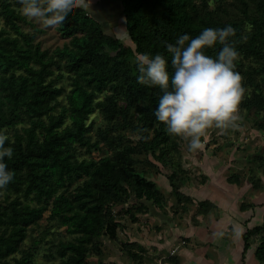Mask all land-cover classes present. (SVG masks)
I'll return each instance as SVG.
<instances>
[{
  "label": "trees",
  "instance_id": "16d2710c",
  "mask_svg": "<svg viewBox=\"0 0 264 264\" xmlns=\"http://www.w3.org/2000/svg\"><path fill=\"white\" fill-rule=\"evenodd\" d=\"M112 1L120 6L134 50L80 8L73 9L57 28L69 40L53 50L42 49L34 35L42 29L23 31L18 22L24 18L0 0L8 28L0 29V132L13 131L6 141L13 156L5 163L14 174L3 189L6 200L0 203V264H34L35 245L42 238L21 252L20 246L27 228L45 210L50 222L74 236L58 241L59 264H87L85 255L95 247L94 241L102 235L114 238L121 227L116 215L124 211L132 222L137 221L129 204L142 212L150 205H161L154 183L136 173L132 158L169 140L166 126L153 115L161 91L137 82L136 63L131 62L134 53L163 55L171 76L167 44L175 45L184 34L195 38L205 28L231 25L236 35L230 39L240 56L258 64L249 70L235 67V71L250 83L257 69L264 71V0H250L256 14L248 20V32L241 21L200 15L194 0ZM242 14L247 17L245 8ZM220 48L217 43L203 51L215 58ZM97 109L113 122L95 139L91 115ZM139 129H146L141 133L146 139L134 146L119 134ZM108 134L117 143L114 152L98 160L77 158L81 148L87 153L99 149L101 135ZM69 186L73 188L68 190ZM250 235L258 236L254 253L264 264V220L245 232V246Z\"/></svg>",
  "mask_w": 264,
  "mask_h": 264
},
{
  "label": "rangeland",
  "instance_id": "374dc122",
  "mask_svg": "<svg viewBox=\"0 0 264 264\" xmlns=\"http://www.w3.org/2000/svg\"><path fill=\"white\" fill-rule=\"evenodd\" d=\"M3 1L8 2L10 8L24 18V21L18 22L23 31L33 32V27L42 29V32L34 34L35 40L39 42L42 49L53 50L55 47L63 46L69 40L62 37L57 28H45L36 21L21 15L16 10L19 7L16 0ZM244 1L246 4H243V0H194V3L200 15L223 22L241 21L243 30L248 32L250 29L248 20L256 14V10L250 0ZM107 5L98 0L97 7L90 6L89 14L91 13L97 18L106 33L114 34L122 44L134 50V44L126 34L123 18L118 15L109 17L113 12L116 14V10L108 9L106 11ZM243 8L247 11L248 18L242 14ZM117 10L121 13L119 4ZM0 21H2L0 29L7 30L1 11ZM135 56L134 53L131 62H135ZM237 61L239 66L235 61L236 67L240 70L252 69L250 65L258 66L257 63L244 59L240 55ZM245 78L242 83L246 92L239 105V114L242 119L238 122L237 129H229L223 134L215 128L209 129L207 135L202 138V147L195 151H189L186 140L169 135L166 130L169 140L166 144L161 145L162 149L157 148L132 155V158L136 159L134 165L136 173L153 182L157 192L161 195V205H152L153 207L150 205L145 212L135 210V207L129 204L131 213L137 220L144 216H148L144 219L151 220L157 218L159 213L167 216L170 213L174 218L176 216L182 218L187 214V211L193 208L196 213L205 216L212 210L214 203L209 199H199L206 195L207 188L202 192L200 190L210 183L219 186L228 184L232 187L240 214L252 206L264 211V71L257 69L252 83L245 81ZM117 101L121 104L120 97ZM91 117L94 119L92 136L97 139L98 132L108 129L107 126L113 120H108L106 114L99 109ZM21 126L22 124L17 125L18 128ZM2 133L8 138H12V129H5ZM115 134L117 133H113V135ZM119 134L127 139V144L132 146L137 144V132L120 130ZM116 144L110 141L109 134L101 135L99 149L87 153L81 148L76 156L79 160L83 158L98 160L100 156L114 152ZM72 188L73 186H69L68 190ZM130 192L133 194L132 191ZM198 194H201L202 197ZM11 197L12 195L9 199ZM5 200V191L0 190V203ZM48 216L49 211L45 210L42 218L27 228L26 237L20 246L21 252L23 249L34 246L36 241L42 238L35 245L34 264H59L58 241H67L74 237L65 232V227L59 228L57 224L50 222ZM115 218L121 224V227L116 230L115 237L109 238L102 235L97 238L94 241L95 247L86 252L85 261L87 264H141L145 259H149V257L146 258L148 254L144 247L137 245L136 241L132 242L128 239L126 228L131 225L130 223H134L129 214L123 211ZM154 225L155 228L159 226L157 223ZM254 238L258 239V236L250 235L248 237V239ZM162 258L167 262L168 257L161 256L155 260L154 264H159Z\"/></svg>",
  "mask_w": 264,
  "mask_h": 264
},
{
  "label": "clouds",
  "instance_id": "9594fccd",
  "mask_svg": "<svg viewBox=\"0 0 264 264\" xmlns=\"http://www.w3.org/2000/svg\"><path fill=\"white\" fill-rule=\"evenodd\" d=\"M21 15L36 21L45 28H59L69 13L76 8L90 12L91 0H16ZM2 24V21H0ZM231 25L224 28H205L195 38L181 35L175 45L167 44L171 55L172 74L168 61L161 54L137 53L135 63L137 82L159 87L161 95L153 111L155 118L166 126L167 133L188 142L189 151L202 147V138L215 128L222 134L237 129L242 117L239 105L246 89L243 77L235 71L239 59ZM221 45L218 55H206L204 48ZM139 129L137 140H145ZM8 136L0 132V190L13 180L5 158L13 156L12 147L6 146Z\"/></svg>",
  "mask_w": 264,
  "mask_h": 264
},
{
  "label": "crops",
  "instance_id": "0c3cea01",
  "mask_svg": "<svg viewBox=\"0 0 264 264\" xmlns=\"http://www.w3.org/2000/svg\"><path fill=\"white\" fill-rule=\"evenodd\" d=\"M99 1L108 4L106 11L116 10V14L113 12L109 17L121 16L116 2ZM91 3L98 6V0H91ZM221 186L210 183L200 190L207 188L206 195L199 199L214 203L205 216L193 208L182 218L159 213L157 218L146 220L144 217L148 216H144L130 223L126 228L128 239L144 247L146 258L149 257L141 264H154L161 256L168 257L169 264H260L254 253L258 239H248L245 246L243 237L248 229L262 223L264 211L252 206L240 214L232 187ZM173 249L175 254L170 256Z\"/></svg>",
  "mask_w": 264,
  "mask_h": 264
},
{
  "label": "built area",
  "instance_id": "2783aa9c",
  "mask_svg": "<svg viewBox=\"0 0 264 264\" xmlns=\"http://www.w3.org/2000/svg\"><path fill=\"white\" fill-rule=\"evenodd\" d=\"M175 249H173L171 252H170V256H172V255H174V253H175ZM159 264H169L168 262H165V260H164V258H162L161 260H160V263Z\"/></svg>",
  "mask_w": 264,
  "mask_h": 264
}]
</instances>
